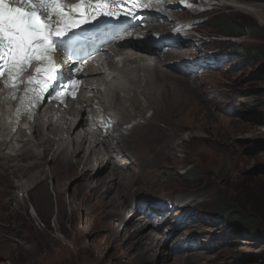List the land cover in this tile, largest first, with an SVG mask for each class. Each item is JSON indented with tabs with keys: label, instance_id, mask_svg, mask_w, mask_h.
Wrapping results in <instances>:
<instances>
[{
	"label": "rangeland",
	"instance_id": "rangeland-1",
	"mask_svg": "<svg viewBox=\"0 0 264 264\" xmlns=\"http://www.w3.org/2000/svg\"><path fill=\"white\" fill-rule=\"evenodd\" d=\"M215 1L223 3L201 16L197 15L201 9L193 14L173 11L175 17L182 18L179 22L190 24L187 30L193 55L189 60L199 61L191 63L198 75L188 78L184 73L178 75L174 68L167 70L198 86L193 95L180 83L169 82L172 90L162 97L164 100H158L157 109L133 111L134 115L147 116L149 123L158 108L164 116L167 114L166 118H157L163 132L160 137L157 130L147 135L145 130L136 129L123 141L128 145L126 140L139 139L140 142L132 143L137 146L131 152L150 157L147 171H156L135 182L147 190L122 192L118 205H126L128 211L115 221L114 232L119 240H114L111 224L101 211L91 205L94 203L83 192L79 175L62 180L61 173L56 178L49 170L54 164L55 148L40 161L47 170L42 188L49 194L48 211L33 209L31 203L41 187L28 198L16 187V177L21 173L8 168L0 170V264H134V255L125 248V231L131 227V232H135L136 227L130 222L135 212L153 219L148 211L161 213L157 216H162L163 222L154 223L156 230L161 227L165 233L173 222L172 231L179 228L171 237H167L170 231L158 233L167 243L161 248V255H166L168 246L173 257L195 252L172 250L178 246V239L182 245L188 240L191 243L195 234L199 236L197 247L202 249L196 254H207L209 264H264V0ZM214 18L231 22L243 30L244 36H223L213 25ZM166 23L171 26L173 22ZM162 86L168 88V83ZM169 97L189 103L196 114L186 112L184 117L176 118ZM11 150L4 148L3 154L12 153ZM139 161L136 159L123 173L136 175L139 168L134 167ZM3 162L6 166L7 161ZM22 173L30 176L33 172ZM58 179L59 197L54 189ZM85 184L87 189L95 186L93 182ZM189 198L194 202L180 209ZM157 201L161 207L153 205ZM241 215L253 218L250 225L241 220ZM191 224L198 225L197 230Z\"/></svg>",
	"mask_w": 264,
	"mask_h": 264
},
{
	"label": "bare ground",
	"instance_id": "bare-ground-1",
	"mask_svg": "<svg viewBox=\"0 0 264 264\" xmlns=\"http://www.w3.org/2000/svg\"><path fill=\"white\" fill-rule=\"evenodd\" d=\"M221 3L215 0H201V3L198 4V10L202 9L203 6L207 7L209 11L213 8L212 6H218ZM221 6L219 5V7ZM190 13L193 14L194 12L190 11ZM171 15H173L172 11L163 15V17H170ZM163 17L162 15L159 18L152 17V21L145 28L138 30L135 34V39L141 35L145 37L142 44L129 41L121 47L113 45L107 51H103L92 58L89 63L82 65L80 74L86 83V87L73 100L72 104L65 109V112L59 114L61 118L60 121H57V125L53 123L47 125V132H45L41 120L37 118L33 123L20 127L15 134H10L8 126L10 105L3 101L0 94V170L5 171L8 168L16 174L21 173L19 177H16L18 178L16 187L22 189L21 192H24L28 198H30L32 192L37 191L41 187L42 191L37 193V196L35 195L37 198L34 201H31L33 209L37 207L44 211L50 210L49 194H47L45 188H42L44 186V177L47 176V170L43 162L40 161L55 148L57 149L53 156L54 164L49 170L56 178H59L61 173L62 180L79 175L83 192H86L91 203H94L91 205L100 210L103 218H106L108 223L111 224V231L114 236L116 235L114 232L115 221L119 220L128 211L126 205H118L119 200L122 198L121 195H123L122 192L130 189L132 191L147 190V188H140L135 185V182L144 174L156 171H147L148 166L151 164L150 157L145 156L144 153H139L135 156L131 152L137 146L132 145V143L140 142L139 139L135 141L126 140L128 145H125L123 141L131 137L136 129L145 130L147 135L157 130L160 137V133L163 132L158 127L157 121L159 119L157 118L163 119L164 113L163 110L160 113L158 108L152 123H149L147 116H143L144 114L142 113L134 115L135 112L133 111L146 112L157 109L158 100L160 98L163 99L162 97L172 90L169 82L180 83L193 95H195L196 86H198V83H193L195 81L191 82L180 77L182 73L185 76L189 75L188 78L198 75V73H194L196 67L191 66V63L199 61L196 59L193 61L189 60V57L193 55L191 53L192 48H190L191 40L188 38L191 34L189 33L190 30H187L190 24L179 22V19L182 18L174 16L173 23L169 26L166 23L167 20H164ZM168 26L170 28H167ZM157 35L161 44L158 47H154L155 40L153 38ZM171 39L175 40L174 45H166L165 42ZM125 47L140 49L143 52L125 53L123 50L117 51V48L124 49ZM111 50L112 52H110ZM114 52H119L121 58H117L116 61L109 59L107 64L111 71H105L106 60L104 57L106 59L107 57L111 58ZM199 56L201 57L202 55ZM170 68H174L180 76L175 73H169L167 69ZM97 69L104 70V72L100 74ZM183 81H186V83ZM164 83H168V88L162 86ZM98 88H103L102 92L97 90ZM161 92L163 94L160 96L159 93ZM87 95H93V97H88ZM169 98L168 102L172 109H175L174 115L176 118L184 117L186 112L196 114L189 103L178 98L175 100H173L174 97ZM95 101L97 102L94 103ZM163 102L165 103V101ZM137 105H140L141 108L136 109ZM79 108L84 111L91 110L92 120L96 121V123L90 125V115L88 114L87 117L80 118L77 125L73 127L76 117L82 114ZM99 108L102 109L104 115L94 113ZM165 116L164 118H166ZM169 116L171 117V114ZM56 117H58V114H56ZM104 120L106 122L108 120L113 121L114 128L111 131L109 129L107 131L103 130L105 128ZM98 124L101 125L98 134L95 136L87 134L88 127L92 129L98 128ZM94 139L97 141V145L93 144ZM53 146L54 148H52ZM4 148L7 150L11 148L12 153L3 154ZM133 158L140 160L134 167L139 168V171L135 170L136 175H127L123 173V170H129L136 163V159L133 160ZM4 160L7 161L6 166V163L3 162ZM142 160L147 162L144 164ZM25 170L33 172L32 175L29 176L22 173ZM2 171H0V174L3 173ZM3 176L5 177V175ZM36 181L38 183L35 184ZM87 181L88 183H95L93 189H87L85 184ZM147 181L151 182V179ZM59 183L61 182L58 179L54 186L58 197L60 196ZM193 202V199L189 198L186 202L183 201L179 208H185ZM144 203H148L149 206L152 205L150 202ZM158 203L159 201L153 205H158ZM61 206L63 207L62 202ZM157 215H161V213H157ZM130 222L136 228L135 232H131V227H127L125 231L127 235L125 237V248H128L134 255V260L137 264H147L148 261L150 264H203L201 263L203 259L206 261L205 264H209L210 257L207 254H196V252H201L197 250L202 249L197 247L199 236L195 234L190 238L191 243L188 240V243L182 245V240L178 239V246L170 247L173 252H177L179 249L184 251L196 250L195 252L173 257L172 251H170L168 246V250L165 251L166 255H161V248H164L167 243L163 241L164 238L162 239L158 233L165 234L170 231L167 237H171L173 231L178 228H173L174 230L172 231L171 228L174 222L170 224L171 228L167 229L165 233L161 232L159 225L160 228L157 230L154 228L156 225L153 219L149 220L146 216H138V212L132 215ZM190 226H196L194 231L197 230L198 225L191 224ZM190 226L187 228H190ZM150 229H153V231H150ZM180 232L175 235V239L179 237ZM183 239L185 238L183 237ZM114 240L118 241L119 238L115 236ZM187 248L189 249L185 250ZM183 252L178 253L181 254Z\"/></svg>",
	"mask_w": 264,
	"mask_h": 264
},
{
	"label": "snow or ice",
	"instance_id": "snow-or-ice-1",
	"mask_svg": "<svg viewBox=\"0 0 264 264\" xmlns=\"http://www.w3.org/2000/svg\"><path fill=\"white\" fill-rule=\"evenodd\" d=\"M137 2L132 0L125 8L126 0H78L72 5L64 0H0V78H3L9 98L28 108L26 118L32 119L35 107L43 103L44 95L52 94L50 86L58 79L56 50H73L83 35V25L101 17L130 16ZM149 6L139 3V7ZM32 62L42 67L37 68L36 75L21 88L22 75ZM77 71L79 68L75 65L68 69L70 74ZM79 83L69 75L56 89L53 98L59 99L61 90L68 86L72 87L64 94L74 95ZM26 97H30L27 104ZM21 107L16 109L18 118Z\"/></svg>",
	"mask_w": 264,
	"mask_h": 264
},
{
	"label": "trees",
	"instance_id": "trees-1",
	"mask_svg": "<svg viewBox=\"0 0 264 264\" xmlns=\"http://www.w3.org/2000/svg\"><path fill=\"white\" fill-rule=\"evenodd\" d=\"M213 25L221 32H223V36L228 37V38H239L244 36V32L242 29H239L237 27H235L234 24H232L231 22H223L221 20H217V18H214V22ZM256 53L260 54L261 52L257 51ZM264 55V54H262ZM230 214V213H228ZM248 217L246 216V218H244V215H241V220H246L245 223L250 225L251 220H253V218L249 217V219H247Z\"/></svg>",
	"mask_w": 264,
	"mask_h": 264
},
{
	"label": "clouds",
	"instance_id": "clouds-1",
	"mask_svg": "<svg viewBox=\"0 0 264 264\" xmlns=\"http://www.w3.org/2000/svg\"><path fill=\"white\" fill-rule=\"evenodd\" d=\"M180 10V9H179ZM198 10V9H197ZM196 10V11H197ZM177 11V10H176ZM197 12H201V11H197ZM207 12H208V10L207 11H205V12H201V14H197V15H199V16H201V15H203V14H207ZM192 30V32H194V29H191Z\"/></svg>",
	"mask_w": 264,
	"mask_h": 264
}]
</instances>
